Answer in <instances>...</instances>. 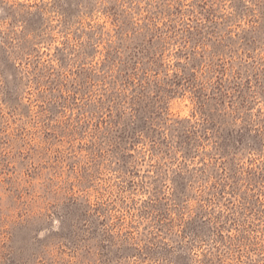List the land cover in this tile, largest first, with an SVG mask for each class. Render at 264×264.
Segmentation results:
<instances>
[{
  "label": "rangeland",
  "instance_id": "obj_1",
  "mask_svg": "<svg viewBox=\"0 0 264 264\" xmlns=\"http://www.w3.org/2000/svg\"><path fill=\"white\" fill-rule=\"evenodd\" d=\"M0 264H264V0H0Z\"/></svg>",
  "mask_w": 264,
  "mask_h": 264
},
{
  "label": "trees",
  "instance_id": "obj_2",
  "mask_svg": "<svg viewBox=\"0 0 264 264\" xmlns=\"http://www.w3.org/2000/svg\"><path fill=\"white\" fill-rule=\"evenodd\" d=\"M196 78L197 77L194 74V72L190 71L187 67H185V69H183V71H182V74H180V73H174L173 78H171V76H169V74H167V81L166 82L169 83L170 86H173L172 89H166V88L163 89V87L158 86V84H157L156 88H157V90H159L161 92L162 91H165L166 93L175 94V93H178V91L180 89L186 88L187 87L186 84H188V85L195 84ZM221 88H223L222 84L217 89L221 90ZM204 106H205V102L201 103V105H200L201 113L202 112L204 113V111H205L204 110ZM210 118H211V115L209 114V116L206 115V118H205V121L206 122L205 123H201L200 124L199 122H195L194 125L193 124L189 125L187 127L188 129H186V130L183 131L184 134L185 135H188L187 132L188 133H195V132L199 131V129L197 130V128L199 127V125H200V129L205 128V126L210 122ZM176 129H177L176 127L173 128V131L174 132H178V131H175ZM174 136H175V134H173L171 136V138L174 139ZM186 137H189V136H186Z\"/></svg>",
  "mask_w": 264,
  "mask_h": 264
}]
</instances>
